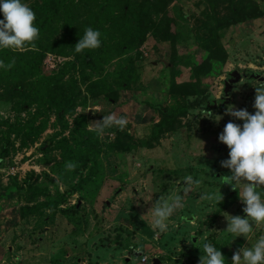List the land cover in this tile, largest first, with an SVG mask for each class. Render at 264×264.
Wrapping results in <instances>:
<instances>
[{
  "label": "rangeland",
  "instance_id": "rangeland-1",
  "mask_svg": "<svg viewBox=\"0 0 264 264\" xmlns=\"http://www.w3.org/2000/svg\"><path fill=\"white\" fill-rule=\"evenodd\" d=\"M34 1L26 0L29 6ZM214 1L212 10L208 0H172L170 39L149 31L122 55L97 53L94 69L69 66L72 55L47 52L38 78L59 76L62 91L75 96V109L61 119L34 84L41 107L26 105L17 92L0 99V264H141L142 255L148 257L142 264L154 258L161 264H198L196 241L205 239L231 264L234 251L264 234V225L247 240L224 232L225 213L244 215V205L222 184L229 170L220 161L228 149L218 141L233 119L225 109L253 112L255 87L264 83V0H232L236 10L228 1ZM129 2L135 31L144 13L151 21L161 17L150 4L141 7L142 0ZM86 10L93 13L94 3L78 11L84 20ZM198 96L206 101L164 121L167 110ZM225 97L230 102L222 107ZM202 109L222 118L216 122ZM109 113L126 116V127L97 135L91 123ZM60 142L68 148L58 149ZM188 174L201 185L184 196V207L169 218L175 222L169 231L158 233L145 214L159 196L172 188L182 191ZM55 201V210L22 216L24 207ZM181 215L196 222H180Z\"/></svg>",
  "mask_w": 264,
  "mask_h": 264
},
{
  "label": "clouds",
  "instance_id": "clouds-1",
  "mask_svg": "<svg viewBox=\"0 0 264 264\" xmlns=\"http://www.w3.org/2000/svg\"><path fill=\"white\" fill-rule=\"evenodd\" d=\"M0 17V50H23L38 38L39 28L34 24L36 14L26 0H0ZM100 37L99 29L86 26L83 35L74 44V51L81 53L86 49L99 48ZM13 62L0 60V69L11 68ZM252 107L254 111L250 113L245 108L229 105L225 112L233 119L218 134V141L228 149L227 158L220 161V166L229 170V174L220 179L222 184L230 185L237 192L238 199L244 205V215L225 213L227 227L224 232L236 237L243 236L246 240L256 226L264 225V83H258L255 87ZM202 111L216 122L222 118L209 111ZM236 120L242 123H236ZM127 123L126 116L117 117L115 113H109L103 115L102 120L92 122L91 126L97 135H103L105 129L116 126L123 130ZM67 167L71 169L74 165L68 163ZM182 181L185 182L182 191L178 187L172 188L169 194L159 196L145 214L150 215L151 227L158 233L169 231V224L175 223L169 218L184 207V196L202 183L200 178H194L191 174L184 176ZM200 198L203 199V196ZM216 200H222L221 193ZM179 221L189 224L196 222L195 217L189 219L187 215H181ZM196 247L201 252L198 264H226L220 248L211 241H196ZM15 259L20 260V257ZM147 259L146 255H142L141 264ZM231 264H264V234L259 235L251 246H242L234 251Z\"/></svg>",
  "mask_w": 264,
  "mask_h": 264
},
{
  "label": "trees",
  "instance_id": "trees-1",
  "mask_svg": "<svg viewBox=\"0 0 264 264\" xmlns=\"http://www.w3.org/2000/svg\"><path fill=\"white\" fill-rule=\"evenodd\" d=\"M87 1L94 3L95 11L90 13V11L86 10L85 13L90 15L88 20H84L83 14H79L78 11L80 9L83 10V5ZM219 1L223 3L228 1L230 7L236 10L232 0ZM171 2L172 0H142L141 7L144 8L146 4H150L161 17H159L158 21H151L148 14L144 13L142 17L140 15L141 22L138 30L135 31L127 16L131 8L129 0H35L30 7L36 14L34 24L39 28L38 38L23 50H0V60L5 63L14 61L11 68L7 70L0 69V99H3L5 94L13 95L17 92V95H22L23 101L27 102H24L26 105L38 103V106L41 107L44 102L34 98L39 92V95L46 98L56 108V113L61 119L63 115L71 113L75 109V96L73 92L65 93L62 91L59 76L48 77L43 80L38 78L44 55L51 51L69 54L74 57V61L70 62L69 66L79 64L82 67L94 69L99 58L97 53L109 52L111 54L115 52L122 55L126 47H131L134 43L143 42L145 34L149 31L159 34L162 38L170 39L171 36L167 29L175 26L173 17L168 9V5ZM208 2L212 10L218 5L214 0H208ZM238 2L239 4L242 3L241 0ZM247 8H250V6ZM241 11L245 12L244 6H242ZM214 19L217 24L221 23L222 19L220 20L217 16ZM86 26L99 29L101 32V45L99 48L92 49V51L86 49L81 53H76L74 44L83 35V30ZM77 27H79L78 30ZM215 32L216 28H213V33L215 34ZM217 53L211 54L214 55L213 58L218 57ZM108 58H111V55ZM201 71L202 69L199 68L196 73ZM33 84L39 89L37 93L32 87L34 86ZM197 87L194 84V92L199 94L201 90L199 88L196 90ZM30 88L33 92V97L28 94ZM11 95L8 98L9 100L12 98ZM199 96L189 104L181 105L173 110H167L169 119L166 118L164 121L168 123V121L174 120L178 116L185 115L189 109L206 101L205 98H199ZM18 103L22 104L20 101ZM129 147L132 148L133 146ZM57 148L67 149L68 146L67 143L60 142ZM57 205V201L52 203L35 202L31 207L22 209V216L43 208L55 210Z\"/></svg>",
  "mask_w": 264,
  "mask_h": 264
},
{
  "label": "water",
  "instance_id": "water-1",
  "mask_svg": "<svg viewBox=\"0 0 264 264\" xmlns=\"http://www.w3.org/2000/svg\"><path fill=\"white\" fill-rule=\"evenodd\" d=\"M229 88H230V84L227 83V85H226V92H228ZM229 102H230V101H229V98H228V97H225V100H224L222 103H220V106H224V105H226V104L229 103ZM213 106L216 107L217 105L214 104ZM160 262H161V261H160L158 258H154V259L152 260V264H160Z\"/></svg>",
  "mask_w": 264,
  "mask_h": 264
},
{
  "label": "built area",
  "instance_id": "built-area-1",
  "mask_svg": "<svg viewBox=\"0 0 264 264\" xmlns=\"http://www.w3.org/2000/svg\"><path fill=\"white\" fill-rule=\"evenodd\" d=\"M143 262H146V260H143Z\"/></svg>",
  "mask_w": 264,
  "mask_h": 264
},
{
  "label": "crops",
  "instance_id": "crops-1",
  "mask_svg": "<svg viewBox=\"0 0 264 264\" xmlns=\"http://www.w3.org/2000/svg\"><path fill=\"white\" fill-rule=\"evenodd\" d=\"M160 264H161V262H160Z\"/></svg>",
  "mask_w": 264,
  "mask_h": 264
}]
</instances>
